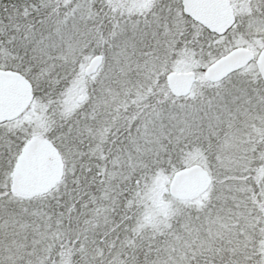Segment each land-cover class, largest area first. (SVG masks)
I'll list each match as a JSON object with an SVG mask.
<instances>
[{"label": "trees", "instance_id": "trees-1", "mask_svg": "<svg viewBox=\"0 0 264 264\" xmlns=\"http://www.w3.org/2000/svg\"><path fill=\"white\" fill-rule=\"evenodd\" d=\"M113 3L94 0L87 16L77 0H0V69L23 76L33 100L47 105L43 138L64 164L40 195L9 197L0 184V264H256L250 248L264 229V84L237 70L175 96L163 78L181 54L221 57L255 20L235 16L218 40L180 0H153L144 14L121 19L112 17ZM100 31L106 62L89 82V102L64 113L60 95L97 50ZM135 93L141 106H127ZM21 132L0 123V179L31 138ZM194 150L211 175L207 196L175 199L166 222L143 226L155 174L189 165Z\"/></svg>", "mask_w": 264, "mask_h": 264}, {"label": "rangeland", "instance_id": "rangeland-1", "mask_svg": "<svg viewBox=\"0 0 264 264\" xmlns=\"http://www.w3.org/2000/svg\"><path fill=\"white\" fill-rule=\"evenodd\" d=\"M152 1L153 0H114V3L111 7L114 12H116V14L113 13L112 17L114 19H121L123 16L137 17L149 8ZM258 1L259 0H230V5L234 10V18L235 16L239 17L243 15H249L255 20V24L250 32L246 34H240L235 37L233 43L227 47H224V50L229 51L235 47H246L251 49L256 54L264 45V34L260 33V27L264 26V2L261 4L258 3ZM77 2L81 9L87 13V16H92L93 8L91 6L94 3V0H77ZM234 18L213 30L217 34L218 40H222L223 32L226 30V28L233 25ZM115 23L116 21H114V24ZM105 41L106 39L100 31L97 36V41L94 45V48H96L98 51L92 50V52L84 58L79 71L72 79H70L68 86L60 95L59 106L61 107L62 112L68 113L75 108L80 109L88 104L90 97L88 91L89 82L92 81L91 83H93L100 76L106 62L104 53ZM96 54H101L103 56V61L99 64L97 70L94 73H87L86 67L89 64L90 59ZM189 55L191 54H181L178 58L172 60L166 72L163 74V78L166 84V77L170 72H193L195 80L189 92V94H191L199 86L200 80H207L204 77V70L208 64L217 58L211 57L208 60H204L200 58V56L191 57ZM200 69L202 70L200 71ZM240 70L253 71L257 74L254 59L244 67L240 68ZM161 74L162 73L155 74L154 82L158 80ZM90 91H92V88ZM80 94L84 96V101L82 103H79L76 100ZM134 96L136 97L128 100L127 106L140 107L141 105L137 96L141 97V94L139 95V93H135ZM142 98L145 99L143 96ZM49 124L50 118L47 111V105L42 101L31 100L28 106L22 112L11 119L3 121L2 128L6 130L18 129L22 131L21 133L25 135V137L43 138L49 128ZM104 129H109V127H105ZM110 129L113 128L110 127ZM16 154L11 159V162H8V168L6 170L3 169L0 184L8 189L9 197L22 198L23 196L14 192L10 186L11 167L15 160ZM187 159L191 161L189 165L201 164L206 168L202 155L195 150L188 152ZM172 173L173 172H159L155 174L151 184H149L148 190L144 197L142 212L139 216V220L143 222V226H157L159 223L164 221L166 222L169 219L168 215L171 212V207L175 200V198L170 195L168 190ZM207 193L208 192H205L199 196L180 200L185 202L199 203L207 196ZM250 251L254 263L258 264L259 262V264H264V229L262 235H260L255 244L250 248Z\"/></svg>", "mask_w": 264, "mask_h": 264}, {"label": "water", "instance_id": "water-1", "mask_svg": "<svg viewBox=\"0 0 264 264\" xmlns=\"http://www.w3.org/2000/svg\"><path fill=\"white\" fill-rule=\"evenodd\" d=\"M184 12L189 17L214 30L233 17L229 0H181ZM254 58V53L246 47H235L225 55L212 61L204 70V77L215 82L231 72L245 66ZM102 61V55H95L86 67L93 73ZM255 64L260 79L264 83V46L259 50ZM194 82L193 72H170L166 84L173 95H185ZM32 98L31 85L21 75L13 71L0 70V121L20 113ZM81 103L84 96L76 98ZM63 169L61 156L45 138L29 139L18 152L10 173V186L23 196L41 194L49 190L59 179ZM211 183L209 172L201 164L184 166L172 174L168 189L171 196L180 199L191 198L206 192Z\"/></svg>", "mask_w": 264, "mask_h": 264}]
</instances>
